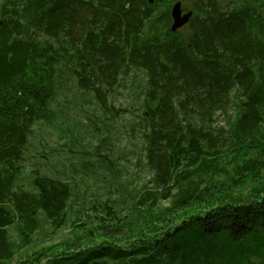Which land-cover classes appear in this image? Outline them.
Returning <instances> with one entry per match:
<instances>
[{"label":"trees","instance_id":"1","mask_svg":"<svg viewBox=\"0 0 264 264\" xmlns=\"http://www.w3.org/2000/svg\"><path fill=\"white\" fill-rule=\"evenodd\" d=\"M178 1L0 0V264H264V0L225 13L196 0L188 37L170 29ZM133 69L146 87L131 131L152 188L93 205L70 241L37 246L43 222L65 227L73 195L37 170L21 184L34 126L56 119L60 78L118 115L109 100ZM232 91L239 111L213 127Z\"/></svg>","mask_w":264,"mask_h":264},{"label":"rangeland","instance_id":"2","mask_svg":"<svg viewBox=\"0 0 264 264\" xmlns=\"http://www.w3.org/2000/svg\"><path fill=\"white\" fill-rule=\"evenodd\" d=\"M196 2L181 1L183 10L194 12L200 6ZM216 6L218 12L225 13L239 9L241 4L238 0H216ZM181 34L188 37L189 30L184 27ZM70 78L69 74L60 78L57 96L51 105L56 119L52 123L38 122L34 126L21 169V184L27 189L31 188L32 173L36 170L72 187L65 227L53 234L48 224L43 222L41 234L32 237L39 247L70 241L79 232L78 227L92 215L93 205L109 198L117 204L126 203L124 198L127 194L123 191L138 190L141 195L145 185L152 188L148 185L152 174L145 166L141 141L131 131V124L136 120V108L141 103L138 93L146 87L145 74L133 69L127 77H121L109 100L115 110L120 111L118 115L99 107L91 94L75 86ZM235 94L236 91L230 93L224 109L214 111L213 127L228 129L230 120L239 111L241 100ZM97 119L101 122L98 123ZM103 123L111 127L112 143L101 141L104 137L100 130L104 128L101 126ZM112 181L119 192L110 188ZM126 201L128 205L132 203L130 194ZM162 206L166 207L168 203L164 202ZM132 207L121 208L122 213H128ZM9 235L16 245H21L15 227L9 228Z\"/></svg>","mask_w":264,"mask_h":264},{"label":"water","instance_id":"3","mask_svg":"<svg viewBox=\"0 0 264 264\" xmlns=\"http://www.w3.org/2000/svg\"><path fill=\"white\" fill-rule=\"evenodd\" d=\"M149 2L152 4L154 0H149ZM193 15V11L184 12L182 3L180 1L174 3L171 9V32L176 33L187 26L190 23Z\"/></svg>","mask_w":264,"mask_h":264}]
</instances>
